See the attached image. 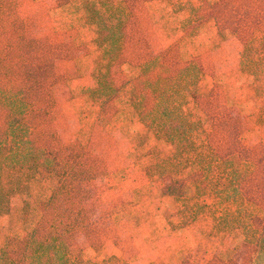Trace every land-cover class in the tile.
I'll return each instance as SVG.
<instances>
[{
  "label": "rangeland",
  "instance_id": "rangeland-1",
  "mask_svg": "<svg viewBox=\"0 0 264 264\" xmlns=\"http://www.w3.org/2000/svg\"><path fill=\"white\" fill-rule=\"evenodd\" d=\"M219 1L140 0L127 5L122 0H70L61 5L60 0H0V55L20 73L31 62L49 61L48 72L55 79L51 121L61 144L81 143L105 165L100 175L80 185V203L69 204L82 212L86 233L79 230L67 242L68 260L61 261L59 246L49 263L36 249L42 237L54 235L50 225L59 222L55 206L44 207L57 177L50 165L32 170L13 144L0 148V264L8 256L10 264H206L216 255L247 264L248 256L237 250L240 230L233 229L238 207L223 208V200L211 189L223 172L220 164L209 177L211 188L203 190L206 183L199 172L213 160L208 156V126L198 127L197 138L185 133L190 122H205L203 110L193 104L196 93L210 95L213 108L239 118L246 147L255 150L264 140V30L255 32L249 63L245 60L242 66L240 30L222 31L206 8ZM6 13L15 20L17 16L29 38L36 37L29 43L35 47L34 57L32 51L24 52L19 66L9 49L4 52L7 44L17 50ZM140 35L145 43L136 42ZM128 42L138 44L129 43L127 63L121 64L120 58L118 63L114 57ZM70 43L65 58L50 48ZM164 49L171 50V59L204 69L192 72L199 74L194 85L186 83V75L181 81L175 78L179 84L170 90L172 98L159 99L176 110L174 118L184 133L169 128L172 117L155 103L156 77L149 59ZM64 66L74 70L72 77L61 74ZM6 111L0 107V141L8 135L15 143L25 130L9 132ZM190 139L201 154L194 152ZM181 179L187 181L182 197L166 188ZM93 234L95 246L89 241Z\"/></svg>",
  "mask_w": 264,
  "mask_h": 264
},
{
  "label": "trees",
  "instance_id": "trees-1",
  "mask_svg": "<svg viewBox=\"0 0 264 264\" xmlns=\"http://www.w3.org/2000/svg\"><path fill=\"white\" fill-rule=\"evenodd\" d=\"M136 1L140 0H122L127 5H134ZM69 2L70 0H60L61 5ZM206 8L211 9L210 17L217 20L222 31L232 28L240 30V40L244 44L243 66L245 60L248 62L247 55L253 50L249 47L252 37H254L256 31L264 30V0H220L218 3L206 4ZM230 15L232 16L231 18H229ZM3 17L11 24L9 28L13 31V41L17 45V50L13 51V45L10 44L8 47L7 44V46H4V52L8 54L11 51L13 53L11 55H14L16 66H19L24 52L26 54V52L32 51L31 53L34 57L35 47H31L29 43L31 40H35L36 37L32 36L29 38L30 35L26 33L27 31L21 25L17 16L16 20L12 13H6ZM134 18L137 19L136 17ZM229 22H231L230 26H225ZM125 33L129 38V32ZM119 36L120 38L123 37L121 33ZM136 42L145 43L144 36L140 35ZM129 43L131 42H128L126 47L118 49L120 56L114 57L115 61L120 58L121 64L127 63L124 52L127 50ZM137 44L134 43L132 45L137 46ZM21 46H24V48H21ZM70 46L71 43L60 44V46L52 45L50 48L55 53L60 50V58H65L66 56H62V54L65 51L69 52ZM169 52L172 53L170 49H164L157 56L150 54L149 66H151L156 77V83L153 86L157 88V91L154 90V92H157L155 103L160 106L162 114L172 117L169 128H172L175 132L178 130L184 133V127L178 119L174 118L176 110L173 111L170 106H163L159 99L163 96L172 98L170 90L179 84L176 81L179 79L181 81V78H184L183 75H186L187 84L194 85V79L198 78L199 74L192 75V72H202L204 69L202 66L191 67V63L188 61L171 59ZM37 54L39 53L36 52ZM5 57L6 55H0V107L8 109L3 116L4 119L8 120V131L21 129L22 127L25 130V134L21 135L20 140L15 143H13L15 137L12 140L8 138V135H5L0 141V148L7 146V143L13 144L18 155L26 163H29L34 171H38L48 165L51 166L55 175L54 178L57 177V186L55 192L45 201L44 207L49 210L54 205V209H57L55 210L56 214H54L56 215L55 219L59 222H56L57 227L53 224L50 225L54 235L52 237H42L40 239L41 244L36 250L38 252L42 251V258L49 260L50 263L56 257L57 249L60 246V253L62 252V255L60 254L61 261H64V257L68 260L67 242L79 230L86 233L85 227L88 226L85 223L82 212L73 210L75 207L72 206L71 208L69 204L71 202L80 203V194L82 192L80 185L82 182L100 175L105 165L99 159H95L81 143L61 144L51 121V109L54 100L50 88L54 85L55 79L48 72L49 61L45 59V61L38 63L31 62V65H27L28 69L25 68L20 73V71L17 72L14 69L12 61ZM109 58L113 61L112 57L109 56ZM188 68L192 69L191 74L188 72ZM175 78L176 81L174 82ZM11 85H14L15 88L9 89L7 87ZM192 98L193 104L203 110L205 122L203 120L190 122L189 128L185 133L191 136L192 139L197 138L199 136L196 135L198 127L200 126L199 128L201 129L206 123L209 129L207 139L208 156L213 159L208 161L202 171L199 172L200 177L206 183L203 186L204 193L207 192V189L209 191L212 186L209 184V180L211 173L214 172L215 164H220L223 172L217 177L218 183L215 184V187L213 185L211 189L216 190L218 196L223 200L220 206L227 208V206L224 207L226 204H235L238 207L239 219L236 228L233 229L240 230L239 234H241L242 238L237 250L248 256L247 264H264V140L257 149H249L242 142L241 124L236 115L220 111L216 107L213 108L208 102L210 95L201 96L192 93ZM207 105L211 108L207 109ZM159 121L163 127L166 126L163 118ZM192 139L190 140L194 152L201 154L198 150L199 147ZM90 160L95 163L91 165ZM220 180L224 181V183ZM186 182L185 179L174 180L166 188L170 193H177L182 197L186 194ZM65 195H67V198H65ZM207 204L204 203V207L209 205ZM75 211L76 214L74 215ZM94 237L95 234L89 238V241L95 246ZM24 243L23 250L26 251L27 241ZM59 243L60 245H57ZM45 251H47V254L43 256ZM6 254L7 252L3 253V255L8 256ZM77 258L74 260H77ZM8 260L11 261L9 256L8 259L3 260V264H10ZM206 264L239 263L227 261L216 255Z\"/></svg>",
  "mask_w": 264,
  "mask_h": 264
},
{
  "label": "crops",
  "instance_id": "crops-1",
  "mask_svg": "<svg viewBox=\"0 0 264 264\" xmlns=\"http://www.w3.org/2000/svg\"><path fill=\"white\" fill-rule=\"evenodd\" d=\"M67 66H70V63L69 64H67ZM72 69H70V71H71ZM69 70H66V68H65V66H64V68L62 69V71H61V74L63 75V76H65V77H72V75H73V73H74V70H72L71 72H70ZM65 83V82H64ZM129 240L130 239H126V241H124V243H128L129 242ZM129 250H131V249H129ZM136 255V254H135ZM135 255H128L127 254V256H130V257H134ZM141 257H139V259H140Z\"/></svg>",
  "mask_w": 264,
  "mask_h": 264
}]
</instances>
